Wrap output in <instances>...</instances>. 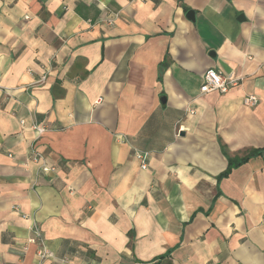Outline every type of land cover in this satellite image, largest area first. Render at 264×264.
Masks as SVG:
<instances>
[{"label":"crops","instance_id":"1","mask_svg":"<svg viewBox=\"0 0 264 264\" xmlns=\"http://www.w3.org/2000/svg\"><path fill=\"white\" fill-rule=\"evenodd\" d=\"M0 84V264H264V0H0Z\"/></svg>","mask_w":264,"mask_h":264},{"label":"built area","instance_id":"2","mask_svg":"<svg viewBox=\"0 0 264 264\" xmlns=\"http://www.w3.org/2000/svg\"><path fill=\"white\" fill-rule=\"evenodd\" d=\"M43 78L37 80V82H41ZM237 84V79L223 76L218 71H216L213 68L207 69L202 77V82L200 84V93H207V92H226L230 87ZM1 88V84H0ZM243 103L249 106H253L257 103V98L255 95H247L243 98ZM32 127L35 129L37 134H42L45 131V128L43 126L33 124ZM134 155L137 159L140 160V166L141 168H146V159H147V152L136 150L134 152ZM31 159L35 162L40 163V170L43 172H51L54 167L51 165H48L45 163L43 156L39 153L34 151L31 155ZM34 237L30 238L29 242H36L38 244V249L36 251L37 259L33 264H41L43 260L46 258L52 257V253L42 245L40 241V232L39 230L34 227ZM67 260L63 259V262L69 264V262H66Z\"/></svg>","mask_w":264,"mask_h":264},{"label":"trees","instance_id":"3","mask_svg":"<svg viewBox=\"0 0 264 264\" xmlns=\"http://www.w3.org/2000/svg\"><path fill=\"white\" fill-rule=\"evenodd\" d=\"M263 151L262 148H255L251 149L248 152H246L241 157H228L227 158V166L226 168L219 174V177L226 176L230 170L234 167L239 166L240 164L246 162L250 157L260 155ZM163 256H160L159 258H162Z\"/></svg>","mask_w":264,"mask_h":264},{"label":"water","instance_id":"4","mask_svg":"<svg viewBox=\"0 0 264 264\" xmlns=\"http://www.w3.org/2000/svg\"><path fill=\"white\" fill-rule=\"evenodd\" d=\"M186 15H187L188 18L193 19L192 11H188ZM161 100L164 101V97H161Z\"/></svg>","mask_w":264,"mask_h":264}]
</instances>
